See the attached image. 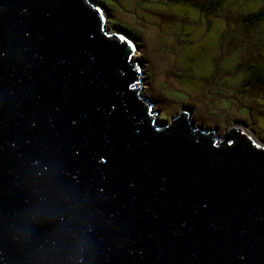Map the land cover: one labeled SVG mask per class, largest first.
<instances>
[{
    "label": "water",
    "instance_id": "95a60500",
    "mask_svg": "<svg viewBox=\"0 0 264 264\" xmlns=\"http://www.w3.org/2000/svg\"><path fill=\"white\" fill-rule=\"evenodd\" d=\"M101 15L0 0V264H264V143L160 124Z\"/></svg>",
    "mask_w": 264,
    "mask_h": 264
},
{
    "label": "rangeland",
    "instance_id": "374dc122",
    "mask_svg": "<svg viewBox=\"0 0 264 264\" xmlns=\"http://www.w3.org/2000/svg\"><path fill=\"white\" fill-rule=\"evenodd\" d=\"M91 2L108 33L136 45L134 85L159 110L160 124L188 110L202 128L238 127L264 143V20L248 18L264 0Z\"/></svg>",
    "mask_w": 264,
    "mask_h": 264
},
{
    "label": "trees",
    "instance_id": "16d2710c",
    "mask_svg": "<svg viewBox=\"0 0 264 264\" xmlns=\"http://www.w3.org/2000/svg\"><path fill=\"white\" fill-rule=\"evenodd\" d=\"M174 1H180V0H174ZM207 7H205V6H203V10H208V9H206ZM248 18H250V19H252V20H254V21H256V22H260V21H263L264 20V10H262V9H259V10H257L256 12H254V13H251V15L249 14L248 15ZM262 77H260V79H261ZM264 79V78H263Z\"/></svg>",
    "mask_w": 264,
    "mask_h": 264
},
{
    "label": "snow or ice",
    "instance_id": "6c2138e0",
    "mask_svg": "<svg viewBox=\"0 0 264 264\" xmlns=\"http://www.w3.org/2000/svg\"><path fill=\"white\" fill-rule=\"evenodd\" d=\"M100 162H101V163H104V158H103V157H101Z\"/></svg>",
    "mask_w": 264,
    "mask_h": 264
}]
</instances>
